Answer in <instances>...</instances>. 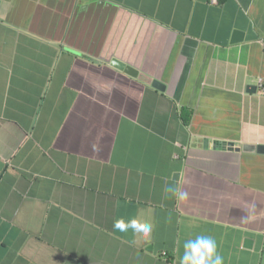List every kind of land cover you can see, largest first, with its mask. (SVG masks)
<instances>
[{
	"label": "crops",
	"instance_id": "crops-1",
	"mask_svg": "<svg viewBox=\"0 0 264 264\" xmlns=\"http://www.w3.org/2000/svg\"><path fill=\"white\" fill-rule=\"evenodd\" d=\"M196 235L264 264V0H0V264H179Z\"/></svg>",
	"mask_w": 264,
	"mask_h": 264
},
{
	"label": "clouds",
	"instance_id": "clouds-1",
	"mask_svg": "<svg viewBox=\"0 0 264 264\" xmlns=\"http://www.w3.org/2000/svg\"><path fill=\"white\" fill-rule=\"evenodd\" d=\"M164 194L166 198H175L179 201H186L189 194L183 191L178 184H166L164 186ZM169 221L171 217L169 216ZM115 230L127 232L132 230L136 239L148 241L153 231V224L142 221L139 218H117L113 222ZM135 243V240H133ZM184 252L179 258V264H224V258L217 251L216 240L208 235H196L194 239L185 241Z\"/></svg>",
	"mask_w": 264,
	"mask_h": 264
},
{
	"label": "water",
	"instance_id": "water-1",
	"mask_svg": "<svg viewBox=\"0 0 264 264\" xmlns=\"http://www.w3.org/2000/svg\"><path fill=\"white\" fill-rule=\"evenodd\" d=\"M243 39H244V33L242 31L236 30L234 32L233 42L237 43V42L242 41ZM112 66H114L115 68H117L121 71H124L126 74H128L132 77H140L141 79L146 80L148 84H151L154 88H156L160 91H164L166 89V86L161 81L156 80V79L155 80L150 79L149 77L140 73V71L138 69L124 63L123 61H121L119 59H114L112 62ZM230 145L232 146V144H230ZM247 148L253 149V146H247ZM253 243H254V240L252 238H246L244 245L246 248L251 249L253 246Z\"/></svg>",
	"mask_w": 264,
	"mask_h": 264
},
{
	"label": "trees",
	"instance_id": "trees-1",
	"mask_svg": "<svg viewBox=\"0 0 264 264\" xmlns=\"http://www.w3.org/2000/svg\"><path fill=\"white\" fill-rule=\"evenodd\" d=\"M185 121H186V123H189L190 119L189 118H186Z\"/></svg>",
	"mask_w": 264,
	"mask_h": 264
},
{
	"label": "built area",
	"instance_id": "built-area-1",
	"mask_svg": "<svg viewBox=\"0 0 264 264\" xmlns=\"http://www.w3.org/2000/svg\"><path fill=\"white\" fill-rule=\"evenodd\" d=\"M217 0H214V2H216Z\"/></svg>",
	"mask_w": 264,
	"mask_h": 264
}]
</instances>
